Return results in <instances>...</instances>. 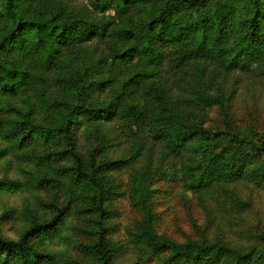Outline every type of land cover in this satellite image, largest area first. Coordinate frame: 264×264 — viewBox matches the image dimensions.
Here are the masks:
<instances>
[{
	"label": "trees",
	"instance_id": "trees-1",
	"mask_svg": "<svg viewBox=\"0 0 264 264\" xmlns=\"http://www.w3.org/2000/svg\"><path fill=\"white\" fill-rule=\"evenodd\" d=\"M0 16L9 23L0 33V98L26 100L28 90L37 96L43 121L25 113L17 120L23 134L11 129V136L46 149L28 156L33 168L25 171L33 188L51 195L53 211L17 240L0 235L4 262L49 261L29 241L45 240L72 211L83 219L81 264H264V230L246 249L218 240L177 242L157 233L153 210L154 185L172 159L181 160L179 180L194 193L241 179L264 185V141L237 127L232 96L217 83L222 73L264 75V0H0ZM61 48L87 65L66 74V97L58 101L48 94L45 72ZM3 55L31 66L11 65ZM117 67L135 72L119 80ZM173 83L186 93L180 103L169 96ZM135 86L146 99L141 106L128 100ZM212 107L220 111L221 129L204 127L201 115ZM3 111L0 105V131L10 122ZM79 125L91 132L85 155L76 147ZM121 138L128 143L125 155L114 151ZM154 150L159 166L134 169ZM126 168L140 219L125 228L123 244L114 237L112 203L114 173ZM11 184L0 181V190ZM128 250L136 255L131 263Z\"/></svg>",
	"mask_w": 264,
	"mask_h": 264
},
{
	"label": "rangeland",
	"instance_id": "rangeland-1",
	"mask_svg": "<svg viewBox=\"0 0 264 264\" xmlns=\"http://www.w3.org/2000/svg\"><path fill=\"white\" fill-rule=\"evenodd\" d=\"M84 2V0H81ZM109 14H113L109 12ZM121 19V18H120ZM119 20V18H118ZM8 21L0 16V33L5 32ZM5 62L25 67L31 66L30 60L3 55ZM87 65L86 59L76 57L67 48H61L54 63L45 72L47 91L49 96L58 101L66 97L64 86L65 76L72 70H81ZM116 75L124 80L135 72L130 67H117ZM222 92L231 95L229 102L230 114L239 129L259 141H264V75H257L255 70L222 73L217 80ZM171 99L179 103L186 94L176 89L173 83ZM26 100L18 96H4L0 98V105L4 109L3 119L9 122L0 131V181L11 182L9 188L0 190V235L9 240H17L25 228L32 221L51 219L53 211L50 206L51 195L45 191L36 190L29 180L25 170H32V161L28 156L46 151L44 146L33 141L17 142L11 136V129L24 130L19 127L17 120L25 113L31 115L32 121L41 123L43 115L38 107V99L34 91L28 90ZM129 101L141 106L146 99L137 86L131 88ZM204 127L215 130L222 128L220 111L217 107L206 109L201 115ZM75 135L76 147L82 155L92 144L91 132L86 127L77 126ZM114 151L125 155L128 143L114 141ZM149 152V151H148ZM134 169L152 170L159 166L160 152L145 153ZM144 155V156H145ZM180 159H172L163 163L164 175L154 185L153 210L155 213V229L163 235L177 242L188 239L207 241H222L231 247L248 248L255 242V236L264 230V185H257L248 179L229 184H216L205 193H194L186 190L179 180ZM64 165L69 166L66 160ZM131 168L114 173L116 196L112 203L114 209L113 223L116 229V240L126 244L124 230L131 227L140 219V214L133 203V191L130 183ZM63 204L65 193L57 199ZM83 219L69 211L60 225L49 232L48 237L39 241L32 237L29 241L32 248L40 253L49 255V261L37 264H81L86 261L80 252L82 237L79 228ZM125 255L127 262L135 259L133 250ZM134 257V258H133ZM0 264H15L11 259L4 262L0 256Z\"/></svg>",
	"mask_w": 264,
	"mask_h": 264
}]
</instances>
